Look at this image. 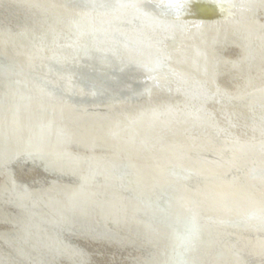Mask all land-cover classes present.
Segmentation results:
<instances>
[{
	"label": "bare ground",
	"instance_id": "bare-ground-1",
	"mask_svg": "<svg viewBox=\"0 0 264 264\" xmlns=\"http://www.w3.org/2000/svg\"><path fill=\"white\" fill-rule=\"evenodd\" d=\"M61 1L11 0L23 9L22 15L17 14L16 22L0 19V58L14 59L20 66L18 83H0V164L6 168L11 159L30 160L49 171L71 173L75 179L69 183L53 178L43 192L32 188L34 192L20 193L11 172L3 170L0 196L5 191L10 197L18 196L13 203L24 218L8 211L17 218L12 227L0 229V240L12 248L9 253L0 244V264H13L12 253L36 262L46 253L68 252L66 245L71 244H61L44 224L59 226L73 220L83 227L80 219L110 226L118 232L116 239L129 244L142 239L138 253L128 257L137 264L150 263V253H156L155 264H171L162 256L165 244L154 250L151 229L137 216L140 211L160 214L151 212L149 203L156 206L171 194L172 180L177 181L179 194L167 207L170 222L167 230L161 223L155 230L171 236L175 251L182 239L177 226H204L208 238L195 244L181 263L264 264V16L252 18L242 11L247 6L248 11L264 10V0H247V4L241 0H116L123 1L120 8H113L114 15L94 14L98 21ZM147 6L158 7L161 18L173 14L169 26H192L195 34L179 36L170 52L174 63L170 69L135 60L118 65L112 80L132 71H138L135 77L147 78L139 77L109 97L115 99L125 89L146 84L156 90L146 100L110 103L104 111L82 107L77 112L66 101L50 103L34 93L36 84L23 72L35 73L46 63L86 69L62 54L68 45L90 55L112 57L114 45L101 50L84 34L99 36L106 29L136 41L134 33L140 28L127 24L145 18L151 22ZM146 26L139 33L151 40L156 26ZM28 36L33 38L29 41ZM228 41L239 51L224 56L220 45ZM101 67L96 71L101 75L111 68ZM20 83L32 90L25 93ZM77 96L97 100L101 94ZM125 165L134 167V186L133 178L117 177ZM1 207L0 203V213ZM119 211L136 217L118 219Z\"/></svg>",
	"mask_w": 264,
	"mask_h": 264
},
{
	"label": "water",
	"instance_id": "water-1",
	"mask_svg": "<svg viewBox=\"0 0 264 264\" xmlns=\"http://www.w3.org/2000/svg\"><path fill=\"white\" fill-rule=\"evenodd\" d=\"M14 1V0H12ZM220 1V0H216ZM62 2V1H61ZM113 2V4H111ZM63 0V4L65 7L69 9H73L76 12L82 11L81 15L85 14L87 16H92L91 20H100L98 17L97 19H94V14H105V15H114V12H112L116 8L119 9L122 5L123 1L119 2L116 0ZM117 2V4H116ZM176 3L179 2L178 0L175 1ZM108 3V4H106ZM240 3H248L247 0H241ZM106 4V5H105ZM116 4V5H115ZM146 12L148 14V18L151 19V22L148 21L149 19L145 18L143 21L139 19L138 21H132L129 22L127 25L131 26L134 29L140 28L137 33L135 32V38L136 41H127L126 37L124 35L120 34H114L113 32L105 31L101 33L99 36H92L91 34H84L85 40L89 41L91 45H96L99 49L105 50L104 48H109V45H114L116 53L112 55V57H107L105 54H95L91 53V55L86 52L83 49H76V47H72L68 45L63 50V55L65 57H71L72 61L75 63V61H79L84 64L86 69H82L79 66H73L72 67H60L54 65H48L49 63H46L44 67L38 66V69L35 71V73L32 72H23L24 75L32 80L36 84L35 87H37L36 91H34L35 94L41 95L42 99L48 100L50 103H61L66 101L70 105L75 107V111L79 110L82 111V107H86L90 111H104V108L106 105L110 103H139L146 100V98L149 95H152L156 90L153 87H147L146 84H140L135 85L133 89L129 90L125 89L126 91H123L121 93H118L119 95L114 99L112 96L116 94L117 92H120L121 89L127 88L129 84L139 77L147 78L144 74L142 76H134L138 71L135 72H122L121 75L116 79L112 80L113 76H115L116 72H118V69L120 65H124L127 62H130L129 60H135L136 62H141L144 66H155L160 69H170L174 63L171 62L172 55L171 51L172 49H175L177 46V42L179 41V36L182 35L185 36H192L195 34V29L192 26L188 25H174V27L169 26V20L171 17H175L173 14L172 16H163L162 18L158 15L159 11H161L158 7L153 6H147ZM247 6V8H243V14L250 13V16L252 15V18H257L258 16L263 17L264 16V10L262 8L256 9V11L252 10ZM23 11V9L20 8V6L16 5L15 2H11V0H0V19L2 18H9L10 20L16 22L18 19L17 14ZM79 13V12H78ZM22 15V14H21ZM19 15V16H21ZM167 15V13H166ZM93 18V19H92ZM189 19V17H187ZM9 21V20H8ZM168 21V22H167ZM117 22V21H116ZM173 23V22H172ZM107 25L108 23H104ZM153 24L156 26L151 34V40L147 38V36L139 33L141 32V28L147 27L146 25ZM175 24V23H174ZM177 24V23H176ZM110 25V24H108ZM201 28V27H197ZM109 29V27L107 28ZM201 30V29H200ZM199 32H202V30ZM136 31V30H135ZM261 31V30H256ZM118 32V31H117ZM157 36V37H156ZM166 36L168 37L166 39ZM29 41L31 40V36H28ZM166 39V40H165ZM252 50L255 48V44H251ZM158 46V47H157ZM222 47V55L227 54H235L238 50L237 46L234 44V42H227L223 43V45H220ZM163 48V49H162ZM162 50V52H160ZM70 55V56H69ZM90 55V56H89ZM98 55V57H97ZM171 55V56H170ZM61 56V55H60ZM87 56V57H86ZM87 58L83 59V58ZM89 57V58H88ZM95 58V60L90 61L92 58ZM61 60V59H60ZM17 62V61H16ZM92 62V65L91 63ZM87 64H90L92 67H87ZM108 65L111 68L105 69L107 71V74H100L96 71L101 70V65ZM13 68L9 70V68ZM19 69L20 66L16 65L14 59L7 58L6 61L4 59L0 58V83H18L17 76H19ZM103 70V69H102ZM133 70V69H132ZM143 73H147L145 70H143ZM149 74V73H148ZM224 75V74H223ZM223 75H221V79H223ZM72 78L71 80L69 79ZM226 78V77H225ZM228 80V79H227ZM225 81L228 83V81ZM222 81V80H221ZM149 82V80H148ZM23 87V90L25 93H28V90H32L29 84H23L20 83ZM34 85H32L33 87ZM42 90H41V89ZM27 90V91H26ZM45 91V92H42ZM33 92H30L28 94V97H32ZM101 94L97 100H91V99H81L78 98L77 95H83V94ZM77 94V95H75ZM131 101V102H130ZM1 102L0 98V104ZM78 112V111H77ZM75 148V147H74ZM82 149V148H81ZM85 150V149H84ZM21 161V159H15L8 163V166L5 168L3 162L0 164V180L2 179V173L3 170L6 169V172L10 171L11 175L13 176V185L16 188V190L20 191V193H31L34 192V188H37L36 191H42L43 187L46 186V184L50 183V180L53 178H56L60 181L67 180L69 183H74V178L71 175V173H58L56 171H49L45 169V167L42 166L41 163L37 164L34 162L29 161ZM27 164L28 166L34 167L36 170H38L41 173L40 178L36 177H18L17 171L19 167L25 166ZM134 167L130 168L128 166L121 167L119 169V172L117 175L118 178L122 176H128L129 178H133L132 176V169ZM5 171V170H4ZM134 175L136 173H133ZM169 178V177H168ZM167 178V179H168ZM120 179V178H119ZM173 179V178H170ZM49 181V182H48ZM172 180L171 184V190L172 193L165 196L162 202L155 204H150V207L153 211H157V214L150 215V213L145 211H140L137 218H141L142 221H145L147 227L151 229V235L155 239L153 241L154 243V250L159 246H164V252H166V255H162L163 257L169 259L167 262H171V264H187V263H181L182 257L185 255L188 256L190 249L197 244L198 242H205L208 240V238L205 237V230L204 226L199 227H188L187 225H184L182 227L177 226L176 228L178 230V233L181 235V243H179V246H177L176 251L173 248V240L169 234H166L162 231V233H158L155 228H158L157 225L159 223L163 224L165 228L166 223H169L167 219H170L169 215L168 217L165 216L167 213V207L174 204V198L178 196L179 194V185L177 184V181ZM48 182V183H47ZM101 182V181H100ZM169 182V179H168ZM132 186L135 185L134 178L132 179ZM33 188V189H32ZM27 189V191H26ZM15 190V191H16ZM43 192V191H42ZM18 200V196L10 197L8 196V193L6 194V191L2 196H0V203L2 212L0 213V229L9 228L13 226V223L16 222V215L18 214L20 209H18V206L13 203V201ZM149 207V208H150ZM16 210V211H15ZM8 211H13L15 214L11 215L8 213ZM145 212V213H144ZM4 213V214H2ZM12 213V212H10ZM116 213V211H115ZM114 213V214H115ZM116 218H129V216L135 218L136 216L133 214L123 213L121 211L117 212ZM143 213V214H142ZM8 215V217H7ZM10 215V217H9ZM20 217L22 219V212L19 213ZM119 215V216H118ZM13 216V218H12ZM29 215L27 214V217ZM24 218V217H23ZM118 218V219H119ZM78 221V218L75 219ZM166 220L167 222L163 221ZM83 222V227L80 226V223H75L73 220L70 221V224H62L59 226H54L50 224H44L45 228L49 233L52 235L56 234L60 237V240L63 242H60L65 246V242L69 243L71 245H66L69 247V251H57L59 254L57 255H47L43 257L41 260L37 259L31 260L29 258H21V256L17 257L13 255V264H131V262H135L137 264L138 262L132 261L128 257L131 256V254H137V247L139 243L142 242V239H137V242L134 243H127V239H125L126 242L116 239L118 237L115 230H112V228L109 226L107 228L106 226H103L100 221H94L92 224L88 222L87 220L83 219L81 220ZM39 223V221H36ZM41 224V223H40ZM77 224V225H76ZM159 224V225H161ZM162 225V226H163ZM155 227V228H154ZM175 227V226H173ZM167 230V228H165ZM126 230V229H125ZM125 232V231H124ZM129 232L132 234L133 232L129 230ZM48 233V234H49ZM100 234V235H99ZM10 235V234H9ZM120 235L124 236L125 233H120ZM11 236V235H10ZM104 236V237H103ZM158 236H162L163 239L158 238ZM129 237V236H127ZM180 237V238H181ZM0 244L2 247L4 246L7 248V251L11 253L12 248L9 247L8 244H6L4 241L0 240ZM156 244V245H155ZM196 246V245H195ZM13 247V246H12ZM31 246H29L28 249H30ZM167 247H169L167 249ZM179 247L181 249H179ZM14 248V247H13ZM140 248V247H139ZM138 248V249H139ZM144 248V247H143ZM36 248L35 250H37ZM172 250L175 252L173 253ZM179 249V250H178ZM195 249V248H194ZM33 250V249H32ZM182 252H181V251ZM196 251V250H195ZM176 253V254H175ZM44 253L42 252V255ZM168 254V256H167ZM73 255V256H72ZM156 253H150L148 256L150 263H147L143 261L141 264H155L156 262ZM173 258H175L173 260ZM35 259V258H34ZM136 260V259H135ZM75 261V262H74ZM175 261V262H174ZM174 262V263H173ZM177 262V263H176ZM168 264V263H165Z\"/></svg>",
	"mask_w": 264,
	"mask_h": 264
},
{
	"label": "rangeland",
	"instance_id": "rangeland-1",
	"mask_svg": "<svg viewBox=\"0 0 264 264\" xmlns=\"http://www.w3.org/2000/svg\"><path fill=\"white\" fill-rule=\"evenodd\" d=\"M17 175H19L18 177H21V178H24L26 176L27 177L32 176V177L40 178L42 176L38 170H36L34 167L28 166V165L19 167V169L17 171Z\"/></svg>",
	"mask_w": 264,
	"mask_h": 264
}]
</instances>
